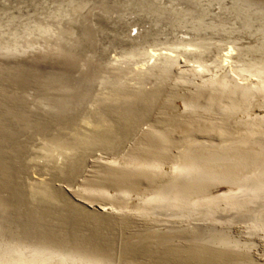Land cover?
Here are the masks:
<instances>
[{
	"label": "rangeland",
	"instance_id": "obj_1",
	"mask_svg": "<svg viewBox=\"0 0 264 264\" xmlns=\"http://www.w3.org/2000/svg\"><path fill=\"white\" fill-rule=\"evenodd\" d=\"M0 264H264V0H0Z\"/></svg>",
	"mask_w": 264,
	"mask_h": 264
},
{
	"label": "bare ground",
	"instance_id": "obj_2",
	"mask_svg": "<svg viewBox=\"0 0 264 264\" xmlns=\"http://www.w3.org/2000/svg\"><path fill=\"white\" fill-rule=\"evenodd\" d=\"M206 71H207V70H206ZM109 72H110V71H109ZM57 121H58V120H57ZM51 126H52V125H51ZM51 128H52V127H51ZM51 128H50V129H51ZM56 131H57V130H56ZM64 135H65V134H64ZM32 141H33V140H32ZM86 148H87V147H86ZM69 153H70V152H69Z\"/></svg>",
	"mask_w": 264,
	"mask_h": 264
}]
</instances>
